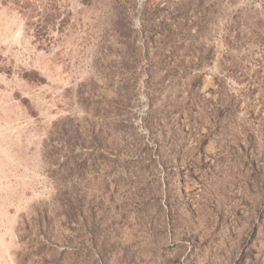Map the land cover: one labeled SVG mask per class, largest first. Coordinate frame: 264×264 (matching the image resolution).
<instances>
[{
    "label": "rangeland",
    "instance_id": "1",
    "mask_svg": "<svg viewBox=\"0 0 264 264\" xmlns=\"http://www.w3.org/2000/svg\"><path fill=\"white\" fill-rule=\"evenodd\" d=\"M0 264H264V0H0Z\"/></svg>",
    "mask_w": 264,
    "mask_h": 264
},
{
    "label": "trees",
    "instance_id": "2",
    "mask_svg": "<svg viewBox=\"0 0 264 264\" xmlns=\"http://www.w3.org/2000/svg\"><path fill=\"white\" fill-rule=\"evenodd\" d=\"M34 77V79H37L35 76H33Z\"/></svg>",
    "mask_w": 264,
    "mask_h": 264
}]
</instances>
